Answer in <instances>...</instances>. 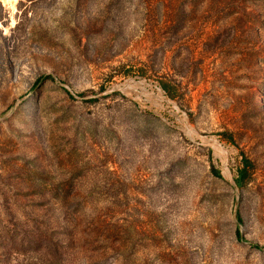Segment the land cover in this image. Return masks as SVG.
Instances as JSON below:
<instances>
[{
	"label": "rangeland",
	"instance_id": "1",
	"mask_svg": "<svg viewBox=\"0 0 264 264\" xmlns=\"http://www.w3.org/2000/svg\"><path fill=\"white\" fill-rule=\"evenodd\" d=\"M0 264H264V0H0Z\"/></svg>",
	"mask_w": 264,
	"mask_h": 264
},
{
	"label": "trees",
	"instance_id": "2",
	"mask_svg": "<svg viewBox=\"0 0 264 264\" xmlns=\"http://www.w3.org/2000/svg\"><path fill=\"white\" fill-rule=\"evenodd\" d=\"M251 166L252 165L250 161H248L246 158L242 159L241 167L237 169V173L234 178V184L236 188L241 189L247 184L249 178V169Z\"/></svg>",
	"mask_w": 264,
	"mask_h": 264
},
{
	"label": "bare ground",
	"instance_id": "3",
	"mask_svg": "<svg viewBox=\"0 0 264 264\" xmlns=\"http://www.w3.org/2000/svg\"><path fill=\"white\" fill-rule=\"evenodd\" d=\"M212 147L216 150L218 149L217 146L215 145V143H212Z\"/></svg>",
	"mask_w": 264,
	"mask_h": 264
}]
</instances>
